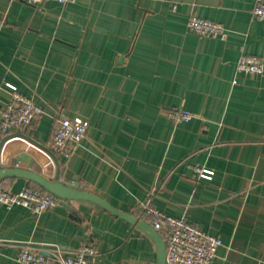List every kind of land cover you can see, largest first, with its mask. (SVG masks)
Wrapping results in <instances>:
<instances>
[{
	"label": "crops",
	"instance_id": "0c3cea01",
	"mask_svg": "<svg viewBox=\"0 0 264 264\" xmlns=\"http://www.w3.org/2000/svg\"><path fill=\"white\" fill-rule=\"evenodd\" d=\"M254 3L0 0V113L12 92L32 97L44 112L20 131L49 150L58 114L84 123L86 137L72 156L55 154L62 182L78 178L139 218L154 192L158 210L221 239L212 264H264V72L237 71L242 54L264 59ZM191 15L220 22L227 37L189 32ZM171 109L194 116L177 122ZM17 131L0 130V140ZM46 148L10 136L0 166L54 179ZM0 182L11 191L31 184ZM69 204L72 210L58 202L41 213L0 205V264H18L25 242L65 253L92 244L96 264H158L145 232L95 203Z\"/></svg>",
	"mask_w": 264,
	"mask_h": 264
},
{
	"label": "built area",
	"instance_id": "2783aa9c",
	"mask_svg": "<svg viewBox=\"0 0 264 264\" xmlns=\"http://www.w3.org/2000/svg\"><path fill=\"white\" fill-rule=\"evenodd\" d=\"M27 4L39 5L48 0H20ZM61 4L77 0H52ZM252 16L264 23V0H255ZM189 32L199 37H227V30L220 22L191 15L187 20ZM237 71L260 74L264 72V59L256 55L242 54L237 62ZM12 87L15 90L14 86ZM30 96L12 92L9 101L1 109L0 130L4 134L13 130L30 127L43 114ZM168 116L175 121H188L194 114L189 110L171 109ZM86 137V125L58 114L49 143L51 151L63 158H70ZM201 176L211 177L209 170H199ZM154 192H150L142 202L140 218L148 221L165 242V264H212L217 249L222 245L220 238L204 232L185 217H174L158 210L153 205ZM59 199L50 192L27 184L18 191H11L0 183V205L10 210L15 205L33 209L36 213L54 208ZM2 242H0L1 244ZM18 264H96L98 250L92 244H81L69 253L58 245L37 246L31 242L21 245Z\"/></svg>",
	"mask_w": 264,
	"mask_h": 264
},
{
	"label": "water",
	"instance_id": "95a60500",
	"mask_svg": "<svg viewBox=\"0 0 264 264\" xmlns=\"http://www.w3.org/2000/svg\"><path fill=\"white\" fill-rule=\"evenodd\" d=\"M21 135L26 137L33 143L40 145L31 137L26 136L24 133H21L20 130L13 134H8L0 140V149L4 141L10 136ZM46 151L52 156L53 160L56 162L57 169L54 179H49L42 174L35 172L30 169L18 168V167H1L0 166V178H25L31 181L34 184H37L45 191L50 192L59 199V202L67 207L69 210H72V206L69 204L71 201L84 200L88 202L95 203L105 210L109 211L111 214L120 217L130 224L134 225L136 228L145 232L155 243L158 255V264H165V242L162 236L157 232V230L150 225L147 221L139 218L130 213L122 212L107 202L102 197L97 194L84 189L83 185L79 183L78 178H74L73 182H62L59 179V163L56 155L49 149L46 148ZM75 214V212H73Z\"/></svg>",
	"mask_w": 264,
	"mask_h": 264
},
{
	"label": "trees",
	"instance_id": "16d2710c",
	"mask_svg": "<svg viewBox=\"0 0 264 264\" xmlns=\"http://www.w3.org/2000/svg\"><path fill=\"white\" fill-rule=\"evenodd\" d=\"M1 183V182H0ZM2 184V183H1ZM30 185H33V186H36V187H39V188H41L40 186H38L37 184H34V183H32L31 182V184ZM42 190H44L43 188H41ZM45 191V190H44Z\"/></svg>",
	"mask_w": 264,
	"mask_h": 264
}]
</instances>
